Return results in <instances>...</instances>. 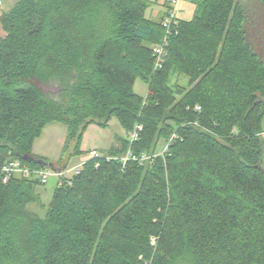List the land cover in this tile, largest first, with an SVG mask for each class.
Segmentation results:
<instances>
[{"label": "trees", "instance_id": "obj_1", "mask_svg": "<svg viewBox=\"0 0 264 264\" xmlns=\"http://www.w3.org/2000/svg\"><path fill=\"white\" fill-rule=\"evenodd\" d=\"M192 2L159 71L165 12L148 18L145 0H18L0 16V171L48 168L33 148L52 124L67 129L56 168L113 117L129 134L143 126L136 156L179 136L165 156L125 170L88 161L43 217L28 210L43 185L0 174V264H264V60L240 0ZM118 143L110 156L130 149Z\"/></svg>", "mask_w": 264, "mask_h": 264}, {"label": "rangeland", "instance_id": "obj_2", "mask_svg": "<svg viewBox=\"0 0 264 264\" xmlns=\"http://www.w3.org/2000/svg\"><path fill=\"white\" fill-rule=\"evenodd\" d=\"M18 0H4L3 5L0 9V16L3 12L9 11ZM150 3L151 8L147 11L146 16L154 21H157L161 15L166 11L167 4L165 0H145ZM240 2L249 8L248 12L251 15V29L252 33V42L255 46L262 59L264 60V6L259 4L255 0H240ZM254 4H257L260 10H257ZM178 18L182 21H190L195 12V5L192 0H180L178 5ZM253 17V18H252ZM0 34L2 30L0 29ZM249 36V35H248ZM182 85L186 84V80L181 81ZM148 84L141 79L135 81L133 85V91L141 98H145L148 94ZM67 137V129L61 124H52L48 126L40 139H38L34 144V152L44 156L49 163H54L58 165V162L62 159L63 147ZM129 138V133L117 117H113L107 127H101L97 124L90 125L83 136L81 141L80 150L83 153L82 155H88L92 151H96L100 156H107L111 152L113 147L115 150L121 149V144L118 143L119 139L127 140ZM165 147V141L160 140L158 147L155 149L154 153L150 155L162 156ZM72 156L67 169L65 170V178L71 179L75 177V168L78 165H81L83 161V156ZM42 158V157H40ZM52 171L51 176L48 179L47 184L38 187V193L41 198V204L29 205L28 210L36 214L37 216L43 217L46 214V211L49 207V204L52 200L53 193L56 188L60 185L61 177L54 170ZM43 208V209H42ZM156 221V220H155ZM159 238L152 237L150 239L151 246L153 248V255L156 253L158 246ZM153 258L148 261L146 260L145 264H152ZM139 260H142V257H139Z\"/></svg>", "mask_w": 264, "mask_h": 264}, {"label": "built area", "instance_id": "obj_3", "mask_svg": "<svg viewBox=\"0 0 264 264\" xmlns=\"http://www.w3.org/2000/svg\"><path fill=\"white\" fill-rule=\"evenodd\" d=\"M4 0H0V9L3 5ZM167 4V8L165 11V17L162 22V26L164 29V37L161 41V43L155 45L152 50V54L154 57V71H159L163 68L164 63L166 61L167 55H168V48L170 46V39L177 34L179 25H180V19L178 18V5L180 0H165ZM195 111L200 112L201 107L197 106L195 108ZM143 131V126L141 124H137L134 128V130L129 134L128 141L130 143V149L126 152L125 155L122 156H100L96 151H92L87 156H83V161L81 165H78L75 168V176H78L81 174L84 165L93 159H106V161H119L122 164V169L125 170L127 167V164L130 162H138L141 165L147 162H151L154 160L158 155H150L147 153H143L139 156H136L131 151L132 144L136 143L140 139V134ZM259 137L264 139V130L258 134ZM179 139V136L174 133L172 137L165 143V147L163 152L161 153L162 156H165V154L168 153L170 145L174 140ZM65 168L64 170L60 172H56L61 177L60 184L64 181L68 182L70 185L72 184L71 179L65 178ZM2 180L4 183H8L13 177L15 176H22L24 178L29 179H35L38 180L42 185L47 184L49 177L52 174V171L50 168H44V169H34L30 168L27 165L22 164L20 161H14L7 165H5L1 171H0Z\"/></svg>", "mask_w": 264, "mask_h": 264}, {"label": "water", "instance_id": "obj_4", "mask_svg": "<svg viewBox=\"0 0 264 264\" xmlns=\"http://www.w3.org/2000/svg\"><path fill=\"white\" fill-rule=\"evenodd\" d=\"M44 165L49 167L50 169L56 171V172H60V171L65 169V168H56L54 163H47V164L45 163Z\"/></svg>", "mask_w": 264, "mask_h": 264}, {"label": "crops", "instance_id": "obj_5", "mask_svg": "<svg viewBox=\"0 0 264 264\" xmlns=\"http://www.w3.org/2000/svg\"><path fill=\"white\" fill-rule=\"evenodd\" d=\"M33 150H34V148H33ZM33 154L36 155V156H38V157L45 158L44 156H41L40 154H36L34 151H33ZM82 156H85V155H82ZM46 159H47V158H46Z\"/></svg>", "mask_w": 264, "mask_h": 264}, {"label": "flooded vegetation", "instance_id": "obj_6", "mask_svg": "<svg viewBox=\"0 0 264 264\" xmlns=\"http://www.w3.org/2000/svg\"><path fill=\"white\" fill-rule=\"evenodd\" d=\"M257 10H260L259 6L257 4H254Z\"/></svg>", "mask_w": 264, "mask_h": 264}]
</instances>
